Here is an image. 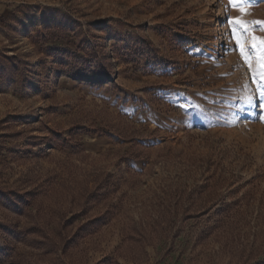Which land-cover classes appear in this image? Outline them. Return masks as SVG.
Returning a JSON list of instances; mask_svg holds the SVG:
<instances>
[{
	"label": "rangeland",
	"instance_id": "obj_1",
	"mask_svg": "<svg viewBox=\"0 0 264 264\" xmlns=\"http://www.w3.org/2000/svg\"><path fill=\"white\" fill-rule=\"evenodd\" d=\"M251 36L264 0H0V264L264 262Z\"/></svg>",
	"mask_w": 264,
	"mask_h": 264
},
{
	"label": "trees",
	"instance_id": "obj_2",
	"mask_svg": "<svg viewBox=\"0 0 264 264\" xmlns=\"http://www.w3.org/2000/svg\"><path fill=\"white\" fill-rule=\"evenodd\" d=\"M81 50H78V52H80ZM78 55V54H77ZM81 59H82V57H80ZM100 196H101V194H99V191H96V192H94V193H92L91 195H89V201H87V204H90V203H93V202H96L99 198H100ZM87 212H88V206H86V207H84V209H83V212L82 213H85V214H87ZM106 215H102V216H98V217H87L86 218V221L82 224V228L84 229V228H87V227H89V226H92V225H95V224H97L98 222H99V219H101V218H103V217H105ZM34 217V216H33ZM74 219V217H71L70 219H67V218H63V222L64 223H70V222H72V221H74L73 220ZM66 225V224H65ZM158 227V226H157ZM157 227L155 226V231H156V233L158 234V233H160V231H159V229H158V231H157ZM36 228H38L37 226H36ZM57 229H58V231H60L61 230V228L60 227H57ZM57 229L56 230H54L53 231V233L55 232V231H57ZM143 229V230H142ZM142 229H140L138 232L139 233H145V234H147L146 233V231H144L145 229L144 228H142ZM65 230V229H64ZM63 230V231H64ZM136 230H138V229H136ZM62 231V232H63ZM61 231L59 232V234H58V237H59V239L61 240L60 241V243L62 244V246H65V245H68L70 242L69 241H71L70 240V237H67V238H63V233H62ZM72 237H75V235L74 236H72ZM43 242H44V244H46V248H44V250L46 251V252H48V251H51L52 250V248H56V244L57 243H54V244H51L50 245V243H47V242H50L49 240V238H48V235H46V234H44L43 235ZM144 239V238H143ZM143 239L141 238V240L143 241ZM134 240V238L133 237H131V236H127L126 237V240L124 241V244L126 245L127 243H132V241ZM66 242V243H65ZM48 246V247H47ZM58 248V247H57ZM60 248V247H59ZM166 251L167 252H169V251H171V249H166ZM145 254L146 253V251L144 250V249H140V250H137V253L136 254H139L140 256L142 255V254ZM258 264H264V262H261V263H258Z\"/></svg>",
	"mask_w": 264,
	"mask_h": 264
},
{
	"label": "snow or ice",
	"instance_id": "obj_3",
	"mask_svg": "<svg viewBox=\"0 0 264 264\" xmlns=\"http://www.w3.org/2000/svg\"><path fill=\"white\" fill-rule=\"evenodd\" d=\"M230 23L233 24H241V26H245L241 21L239 20H230ZM235 34V33H234ZM252 46L255 47H264V39H260L256 36H251ZM237 43L240 44L239 38H237ZM245 52L243 49V45H241V56H245ZM248 61L246 60V63ZM249 67L251 69V64H249ZM258 69L260 71L261 81L257 82L258 88H261V95L264 96V87H262V84H264V54L261 55L259 63H258Z\"/></svg>",
	"mask_w": 264,
	"mask_h": 264
},
{
	"label": "bare ground",
	"instance_id": "obj_4",
	"mask_svg": "<svg viewBox=\"0 0 264 264\" xmlns=\"http://www.w3.org/2000/svg\"><path fill=\"white\" fill-rule=\"evenodd\" d=\"M211 5V4H210ZM221 6V5H220ZM211 7H209L208 6V8L207 9H210ZM213 8V7H212ZM212 8H211V10H212ZM222 9V8H221ZM215 15V14H214ZM217 22H218V20H216ZM224 27H225V25H224ZM231 39H232V37H231V34L229 33L228 34V41H231ZM235 61V60H234Z\"/></svg>",
	"mask_w": 264,
	"mask_h": 264
}]
</instances>
